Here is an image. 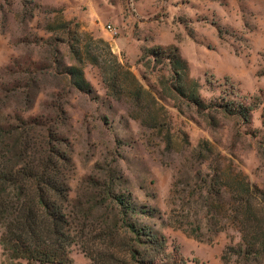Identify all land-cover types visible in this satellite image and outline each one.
Wrapping results in <instances>:
<instances>
[{
  "label": "rangeland",
  "instance_id": "374dc122",
  "mask_svg": "<svg viewBox=\"0 0 264 264\" xmlns=\"http://www.w3.org/2000/svg\"><path fill=\"white\" fill-rule=\"evenodd\" d=\"M59 5L82 13L102 37L77 20L80 28L107 41L149 95L112 97L99 69L85 61L90 90L77 89L65 72L77 65L73 40L59 24L74 19ZM169 45L198 81L205 107L222 97L240 100L251 109L248 119L196 108L172 89L166 61L139 60L141 48ZM33 118L56 131L69 158L71 227L76 217L104 214L98 182L129 197L130 208L117 218L162 233L188 264H264V257L243 255L235 226L214 232L202 218L205 208L197 216L201 240L169 224L187 211L176 207L174 184L193 187L214 168L232 167L264 189V0H0V128L14 137L21 121ZM228 183L222 178L213 187ZM69 255L73 264H92L79 244ZM0 264L27 263L8 258L0 245Z\"/></svg>",
  "mask_w": 264,
  "mask_h": 264
},
{
  "label": "trees",
  "instance_id": "16d2710c",
  "mask_svg": "<svg viewBox=\"0 0 264 264\" xmlns=\"http://www.w3.org/2000/svg\"><path fill=\"white\" fill-rule=\"evenodd\" d=\"M59 20L60 27L73 40L68 47L77 65L65 67V72L77 89L90 90L82 72L81 65L85 61L99 69L112 97L130 94L138 100L141 94L149 95L128 66L118 61L107 41L88 35L76 19ZM140 51L139 60L146 64L166 61L176 94L196 108L205 107L198 95V81L189 75L175 45L144 47ZM230 92L226 95H236ZM206 107L220 108L243 120L248 119L251 110L242 101L228 97H222L221 101L210 100ZM16 128L19 132L14 137L10 131L0 128V245L8 258L22 259L27 264H73L70 248L79 244L92 264H188L176 246L171 250L167 248L162 233L124 219L126 209L131 206L130 199L115 193L111 186L95 183L104 196L100 202L104 214L87 222L76 217L75 226L71 227L66 211L71 167L68 156L60 148L56 131L41 118L21 121ZM207 177L199 184L194 182L195 188L186 184V188L181 189L174 184L176 207L187 211L175 215L170 226L201 240L197 216L205 208L202 218L214 232L231 224L240 233L243 255L264 257V189L250 184L245 174L232 167L214 168V173ZM222 178L229 183L215 189L213 184ZM223 194L227 195L226 199ZM87 216L85 214L84 218Z\"/></svg>",
  "mask_w": 264,
  "mask_h": 264
},
{
  "label": "crops",
  "instance_id": "0c3cea01",
  "mask_svg": "<svg viewBox=\"0 0 264 264\" xmlns=\"http://www.w3.org/2000/svg\"><path fill=\"white\" fill-rule=\"evenodd\" d=\"M53 5H56V3ZM59 7L61 8V12L62 15L64 16V18L66 19H76L82 23H84L88 29H90L92 31V34H94L97 37H102L101 32L97 29L92 27L89 22L85 19V17L82 15V13L80 12H73L71 11L66 5H59Z\"/></svg>",
  "mask_w": 264,
  "mask_h": 264
},
{
  "label": "built area",
  "instance_id": "2783aa9c",
  "mask_svg": "<svg viewBox=\"0 0 264 264\" xmlns=\"http://www.w3.org/2000/svg\"><path fill=\"white\" fill-rule=\"evenodd\" d=\"M109 27V26H108Z\"/></svg>",
  "mask_w": 264,
  "mask_h": 264
}]
</instances>
